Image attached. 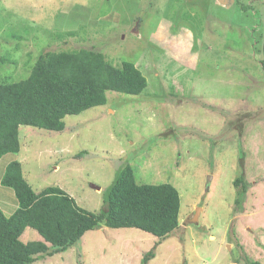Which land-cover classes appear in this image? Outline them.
<instances>
[{
	"label": "rangeland",
	"instance_id": "obj_1",
	"mask_svg": "<svg viewBox=\"0 0 264 264\" xmlns=\"http://www.w3.org/2000/svg\"><path fill=\"white\" fill-rule=\"evenodd\" d=\"M78 50L133 63L148 87L108 92L62 132L20 128V152L0 160V208L19 206L1 185L12 162L34 191L60 187L91 212L129 165L138 184L178 190L180 226L159 245L103 226L34 264H144L152 251L147 264H264V0H0L1 82L26 79L48 51Z\"/></svg>",
	"mask_w": 264,
	"mask_h": 264
},
{
	"label": "trees",
	"instance_id": "obj_2",
	"mask_svg": "<svg viewBox=\"0 0 264 264\" xmlns=\"http://www.w3.org/2000/svg\"><path fill=\"white\" fill-rule=\"evenodd\" d=\"M5 61L0 59V64ZM147 87L146 77L131 62L115 66L101 53L88 50L48 51L38 58L26 79L1 82L0 76V160L20 152L22 127L62 132L67 117L105 106L108 92L137 97ZM1 185L15 191L19 206L10 217L0 208V264H34L52 258L75 247L87 232L103 226L140 229L158 238L157 245L180 226L178 190L171 184H138L129 165L108 189L107 204L99 212L80 207L57 186L34 191L20 162L7 166ZM234 186L240 205L247 192L245 178H237ZM28 228L36 230L40 239L23 242L21 236ZM154 257L152 251L143 263Z\"/></svg>",
	"mask_w": 264,
	"mask_h": 264
},
{
	"label": "water",
	"instance_id": "obj_3",
	"mask_svg": "<svg viewBox=\"0 0 264 264\" xmlns=\"http://www.w3.org/2000/svg\"><path fill=\"white\" fill-rule=\"evenodd\" d=\"M218 1H219L220 4L225 5V4H227L228 0H218ZM97 189H100V188H97ZM197 210H200V209H197ZM198 221H199V214L197 212L195 217H194V219L191 222L192 223H198Z\"/></svg>",
	"mask_w": 264,
	"mask_h": 264
}]
</instances>
